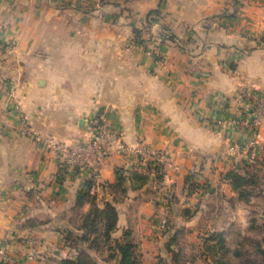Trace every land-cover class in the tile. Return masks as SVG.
Returning a JSON list of instances; mask_svg holds the SVG:
<instances>
[{"label":"crops","instance_id":"1","mask_svg":"<svg viewBox=\"0 0 264 264\" xmlns=\"http://www.w3.org/2000/svg\"><path fill=\"white\" fill-rule=\"evenodd\" d=\"M154 10L161 18L148 24ZM0 80L21 109L0 90V245L10 264L72 256L68 239L84 234L92 207L89 198L76 205L88 181L94 204L117 212L111 240L132 241L149 264L169 262L183 240L234 249L264 221V123L251 125L252 104L242 112L238 100L240 88L264 96V0H0ZM20 115L65 145L102 115L127 144L165 150L168 162L115 154L62 172L56 151L18 133ZM120 169L123 193L108 187ZM237 169L261 179L247 199L225 179ZM242 210L246 228L235 232ZM81 248L97 264H118L107 247Z\"/></svg>","mask_w":264,"mask_h":264},{"label":"trees","instance_id":"2","mask_svg":"<svg viewBox=\"0 0 264 264\" xmlns=\"http://www.w3.org/2000/svg\"><path fill=\"white\" fill-rule=\"evenodd\" d=\"M102 2H113L121 0H101ZM161 18L160 10L151 11L148 16V24H152L159 21ZM165 31H169L167 27H163ZM135 36L137 41H141L138 36V31L135 30ZM164 37V36H163ZM162 37V39H164ZM172 38V36H170ZM261 162L259 164H262ZM124 171L117 170V179L115 184H111L108 187L115 192L123 193V183L125 182V177L123 176ZM132 178L139 180L141 182L145 181L144 175L134 173ZM225 179L229 181L231 188L237 192L238 196L243 199H247L248 196L253 194L260 184L261 179L255 172L245 171L243 173L237 170L229 172ZM91 181L86 183V190L80 192L77 198L76 205L80 206L85 199L89 198L92 207L88 214L83 219L80 229L84 231V234L77 236V238L68 239V245L71 246L73 251L72 256L64 258L60 261V264H97L90 255L81 248V245L88 244L89 249L94 251H101V248L107 247L109 252V259L118 256V264H140L139 256L136 252L135 245L132 241L128 240L122 244L113 242L111 240V234L114 231L117 223V212L114 206L110 203H106L102 209H99L96 204H94V198L89 195V188L91 187ZM164 228H168L167 219H165ZM253 228V227H252ZM258 230L260 233V238L251 239L250 237H243L234 249H229L222 242V239L218 240L213 246L207 247L208 250H203L206 259L210 260V264H225L220 259L225 255V250H234V256H241V250H256L258 254L264 258V221L259 224H254L253 231ZM258 237V236H257ZM212 238V236H211ZM210 238L207 240L209 241ZM169 253L170 263L165 264H181V250L173 252L172 250H167ZM194 261V260H191ZM189 261V262H191ZM185 264V263H184Z\"/></svg>","mask_w":264,"mask_h":264},{"label":"built area","instance_id":"3","mask_svg":"<svg viewBox=\"0 0 264 264\" xmlns=\"http://www.w3.org/2000/svg\"><path fill=\"white\" fill-rule=\"evenodd\" d=\"M0 90L7 97L15 112L20 113V106L14 101L13 91L0 80ZM238 100L241 105V111H247L248 104L253 108L250 113L252 117L251 125L254 127L264 123V96L256 95L246 88H240ZM85 130L84 137L72 145H65L49 136H43L37 130L32 128L23 115H20L18 133L34 141L44 143L59 155V164L62 172H70L74 169L91 168L99 164L104 158L111 155L134 156L140 162H145L152 166H162L168 162V153L165 150L156 149L146 144L137 143L127 144L122 134L112 128L102 115L90 118ZM222 124V120L215 122ZM255 139L250 140L246 146H230L229 154H241L247 151V148L256 146ZM95 183L98 184L99 174L93 176ZM165 219H161L163 228ZM11 256L6 248L0 245V264H10Z\"/></svg>","mask_w":264,"mask_h":264},{"label":"rangeland","instance_id":"4","mask_svg":"<svg viewBox=\"0 0 264 264\" xmlns=\"http://www.w3.org/2000/svg\"><path fill=\"white\" fill-rule=\"evenodd\" d=\"M122 156V155H121ZM125 157V156H123ZM131 157V156H128ZM134 157V156H132ZM262 167L264 166V163L261 164ZM261 178H263L264 176V172L262 170V174H260ZM255 202H260V200H256ZM253 208L257 209V205H253ZM236 223H235V232L237 231V227L240 228L241 232H243L246 228L244 227V220H243V210L240 213V216L236 218ZM245 236L250 237L251 239H258L260 238V233L258 230L253 231L251 233H245ZM258 236V237H257ZM190 243H192L190 241ZM189 242H185L184 240L181 241V244L184 246V250H181V256H182V260H181V264H184L187 261H191V260H195L198 261L200 263H204V264H210V260L206 259V255H204V251L203 250H195V246H192V244H190ZM141 250H136L138 256H139V260L141 261L140 264H149L147 263L148 261H144L142 260L141 254H140ZM226 253L225 255L222 257V259H220L222 262H225V264H264V258L263 256H261L260 254H258V252L256 250H241V256H234L233 255V251L234 250H225ZM166 252V251H165ZM168 256V253H167ZM164 262L166 263L167 261L164 260Z\"/></svg>","mask_w":264,"mask_h":264}]
</instances>
